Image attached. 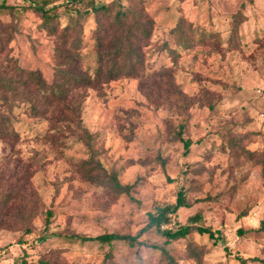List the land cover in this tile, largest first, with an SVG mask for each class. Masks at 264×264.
<instances>
[{
	"label": "rangeland",
	"instance_id": "374dc122",
	"mask_svg": "<svg viewBox=\"0 0 264 264\" xmlns=\"http://www.w3.org/2000/svg\"><path fill=\"white\" fill-rule=\"evenodd\" d=\"M113 0H94L108 4ZM42 0H0V43L27 70L54 75V40L31 9ZM51 2L59 22L84 3ZM126 8L128 0H121ZM155 20L144 48L147 73L166 72L164 89L145 80L122 77L100 90L84 91L82 120L95 138L99 159L115 170L130 195L118 197L84 182L77 164L89 157L71 136L60 147L42 140L46 124L27 116L15 126L17 144L0 141V166L7 159H32L31 182L40 198L33 233L0 229V264L25 260L39 264H241L237 258L264 260V0H142ZM219 36L209 46L183 49L173 32L180 21ZM93 16L84 24V54L93 49ZM237 44L230 46L231 37ZM219 42V41H218ZM220 43V42H219ZM174 85L173 87L168 85ZM178 90L187 97L175 95ZM153 95L151 98L147 94ZM160 97L158 98V95ZM20 109L17 111L19 112ZM183 125L181 128L180 126ZM182 132L181 140L179 135ZM192 145L186 152L184 142ZM248 152H254L253 157ZM12 156H16L13 157ZM183 192L190 207L170 215L163 230L179 226L211 229L215 237L192 231L171 241L155 228L131 247L81 242L70 235H137L149 214L175 205ZM54 216L45 225L46 211ZM199 216L198 222L189 219ZM194 245L195 255L189 245ZM162 249L167 251L163 254ZM248 264H260L249 262Z\"/></svg>",
	"mask_w": 264,
	"mask_h": 264
},
{
	"label": "trees",
	"instance_id": "16d2710c",
	"mask_svg": "<svg viewBox=\"0 0 264 264\" xmlns=\"http://www.w3.org/2000/svg\"><path fill=\"white\" fill-rule=\"evenodd\" d=\"M59 2L62 0H53ZM68 4L84 3L83 8L73 7L69 10L68 22L61 26L58 6L49 7L51 2L42 0L34 3L31 9L41 18V27L53 37V57L55 60L54 75L48 82L39 70H27L10 58L5 45L0 43V141L17 144L21 141V133L16 128V121L27 116L31 119L44 121L46 124L42 140L53 147L65 145L64 142L75 136L87 149L89 157L77 164V174L91 185L104 188L109 194L118 197L121 194L130 195L131 187L120 183L115 170L109 171L99 159L100 151L95 146L96 138L84 127L82 109L84 91L100 90L104 85L122 77L135 78L142 82L143 92L145 80H150L161 90L165 85L162 79L168 77L165 71L147 73L144 48L149 45L155 28V20L147 13L142 0H128L129 6L124 7L121 0H113L108 4L95 3L94 0H66ZM89 16H93L95 27L91 40L93 49L84 54V24ZM177 43L183 49L196 46H209L218 51L221 45L219 36L207 33L183 20L174 31ZM220 43H219V42ZM237 44V36L231 37L230 46ZM174 85H168V87ZM175 95L187 97L175 90ZM154 93L147 96L151 98ZM160 94L158 95V98ZM20 109L19 112H17ZM181 128L183 125L180 126ZM182 132L179 135L181 140ZM192 142H184L186 152ZM251 157L254 152H248ZM16 157V156H12ZM15 169L12 159L0 166V229L24 230L33 233L32 222L38 216L36 208L40 198L31 179L34 176L32 159L15 158ZM264 167V154L259 155ZM190 207L183 192H179L176 204L159 207L156 213L149 214L148 224L137 235H122L119 233L102 234L96 237L72 234L70 238L81 242H98L113 245L115 242H126L131 247L142 244L139 239L143 233L155 228L166 240L185 239L192 231L207 234L214 238V232L209 228H194L191 225L179 226L176 230H163L162 226L170 222V215L179 208ZM45 225L49 227L54 214L48 210L45 213ZM199 216L189 219L198 222ZM191 255L194 245H189ZM163 254L167 251L162 249ZM241 264L255 262L264 264L258 257L241 258ZM17 264H29L25 260ZM39 264H59L50 260H42Z\"/></svg>",
	"mask_w": 264,
	"mask_h": 264
},
{
	"label": "built area",
	"instance_id": "2783aa9c",
	"mask_svg": "<svg viewBox=\"0 0 264 264\" xmlns=\"http://www.w3.org/2000/svg\"><path fill=\"white\" fill-rule=\"evenodd\" d=\"M162 228H163V226H162Z\"/></svg>",
	"mask_w": 264,
	"mask_h": 264
}]
</instances>
